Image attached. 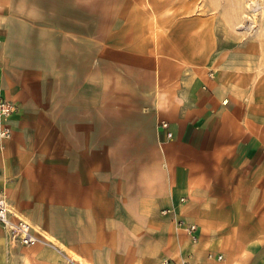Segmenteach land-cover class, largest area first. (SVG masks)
<instances>
[{"label": "crops", "instance_id": "0c3cea01", "mask_svg": "<svg viewBox=\"0 0 264 264\" xmlns=\"http://www.w3.org/2000/svg\"><path fill=\"white\" fill-rule=\"evenodd\" d=\"M179 8L0 0V193L51 243L0 264H264V71Z\"/></svg>", "mask_w": 264, "mask_h": 264}, {"label": "rangeland", "instance_id": "374dc122", "mask_svg": "<svg viewBox=\"0 0 264 264\" xmlns=\"http://www.w3.org/2000/svg\"><path fill=\"white\" fill-rule=\"evenodd\" d=\"M166 2L180 6L179 15L183 18L193 14L197 20L208 22V28L203 30L213 35L218 45L221 43V47L230 51L231 66L246 71H264V0Z\"/></svg>", "mask_w": 264, "mask_h": 264}, {"label": "built area", "instance_id": "2783aa9c", "mask_svg": "<svg viewBox=\"0 0 264 264\" xmlns=\"http://www.w3.org/2000/svg\"><path fill=\"white\" fill-rule=\"evenodd\" d=\"M13 113V106L11 103L5 100H0V118L3 121H6L10 115ZM162 128H168V124L166 122H161L159 124ZM11 136V130L9 127L4 124L0 128V143L4 140L9 139ZM167 136H171V133L168 132ZM183 201V199H181ZM183 226L184 230L188 234H193L196 230V226L194 224L184 225L182 222L179 223ZM0 227L5 229L10 237V241L12 244L20 245L23 247H34L37 245H51V243L34 231L31 225L23 218L15 214L11 208L9 203L7 202L6 196L4 193H0ZM222 258L221 255L217 256V259L220 260ZM158 264H194L186 261H182L180 263H175L168 258H163L159 261Z\"/></svg>", "mask_w": 264, "mask_h": 264}]
</instances>
